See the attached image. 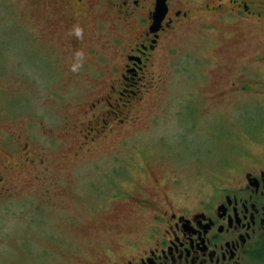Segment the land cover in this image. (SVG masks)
<instances>
[{
	"label": "rangeland",
	"instance_id": "374dc122",
	"mask_svg": "<svg viewBox=\"0 0 264 264\" xmlns=\"http://www.w3.org/2000/svg\"><path fill=\"white\" fill-rule=\"evenodd\" d=\"M53 1L0 0V180L10 188L0 193V264H110L149 244V204L127 194L116 200L117 193L138 188L150 197V171H165L181 179L188 197L264 152L244 128L248 116L264 118V107L245 108L234 103L244 94L219 93L247 53L264 48V25L248 41L245 27L220 26L210 37L177 33L155 56L159 89L143 81L127 87L145 93L132 107L139 123L84 144L79 130L90 112L114 108L111 126L124 117L123 100L89 110L107 91L119 51L100 53L105 60L93 53L104 38L83 30L89 15L66 23ZM190 100L202 107L184 121L179 116L190 108L182 104Z\"/></svg>",
	"mask_w": 264,
	"mask_h": 264
},
{
	"label": "flooded vegetation",
	"instance_id": "af4514ba",
	"mask_svg": "<svg viewBox=\"0 0 264 264\" xmlns=\"http://www.w3.org/2000/svg\"><path fill=\"white\" fill-rule=\"evenodd\" d=\"M157 2L53 1L65 12L62 14L67 18L66 23H86L89 15L90 25L83 30L91 37L104 38L99 51L91 49L93 53L110 54L113 48L119 51L120 60L109 65L111 80L107 91L91 103L89 110H94L101 101L104 107L112 106L111 100L119 107L118 101L123 100L124 117L111 126L108 124L114 108L90 112L87 120L81 121L79 130L84 144L105 136V132L126 131L139 123L141 117L132 107L143 101L145 93L139 94V89L134 91L127 87L136 88L143 81L150 88L159 89L164 79L155 71V56L160 55V49H167L166 43L177 33L191 29L199 36L210 37L220 26L245 27L243 31L248 41L252 30L264 25V0H164L160 12ZM47 13L51 19L52 15ZM103 14L112 18L104 21ZM100 57L105 60L101 54ZM221 91L222 96L228 94L232 98L236 93L244 94L243 99L234 101L239 106L264 107V48L256 46L248 52L246 61ZM130 96L136 101L127 103L129 100L123 97ZM201 105L202 101L183 103L182 107L190 109L179 118L194 119ZM259 114L258 121L248 116L244 128L264 146V118ZM178 160L177 156L174 161ZM231 167L232 171L212 182L211 188L204 192L194 190L188 197L181 188V179L176 174L168 177L165 171L162 175L150 171V197L138 195V188L117 193L116 200L127 194L141 207L149 204L150 223L143 230L149 244L141 255L122 257L110 264H264V152L252 156L249 163L240 168ZM1 183L2 180L0 193H9V186ZM193 199L195 203L190 204Z\"/></svg>",
	"mask_w": 264,
	"mask_h": 264
},
{
	"label": "water",
	"instance_id": "95a60500",
	"mask_svg": "<svg viewBox=\"0 0 264 264\" xmlns=\"http://www.w3.org/2000/svg\"><path fill=\"white\" fill-rule=\"evenodd\" d=\"M163 3H164V0H158V2H157V11L160 12L161 6L163 8Z\"/></svg>",
	"mask_w": 264,
	"mask_h": 264
}]
</instances>
